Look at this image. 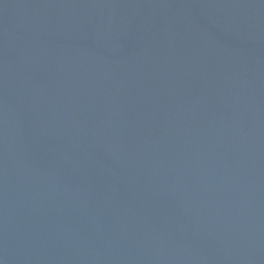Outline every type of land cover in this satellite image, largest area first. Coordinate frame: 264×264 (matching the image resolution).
<instances>
[{
  "label": "water",
  "instance_id": "1",
  "mask_svg": "<svg viewBox=\"0 0 264 264\" xmlns=\"http://www.w3.org/2000/svg\"><path fill=\"white\" fill-rule=\"evenodd\" d=\"M0 264H264V0H0Z\"/></svg>",
  "mask_w": 264,
  "mask_h": 264
}]
</instances>
